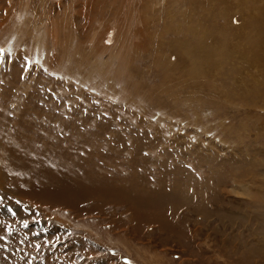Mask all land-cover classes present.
<instances>
[{"label":"rangeland","instance_id":"374dc122","mask_svg":"<svg viewBox=\"0 0 264 264\" xmlns=\"http://www.w3.org/2000/svg\"><path fill=\"white\" fill-rule=\"evenodd\" d=\"M0 264H264V0H0Z\"/></svg>","mask_w":264,"mask_h":264},{"label":"bare ground","instance_id":"6f19581e","mask_svg":"<svg viewBox=\"0 0 264 264\" xmlns=\"http://www.w3.org/2000/svg\"><path fill=\"white\" fill-rule=\"evenodd\" d=\"M148 216L151 217V216H153V215H151V216L148 215ZM156 220H157V219H156ZM157 221H158V220H157ZM163 224H165V223H163ZM163 224L161 225L162 228H165V229L167 228V230L169 229V230H170V233L174 232L173 227H171V226H169V225L166 226V224H165V226H164ZM171 228H172L173 230H172Z\"/></svg>","mask_w":264,"mask_h":264}]
</instances>
